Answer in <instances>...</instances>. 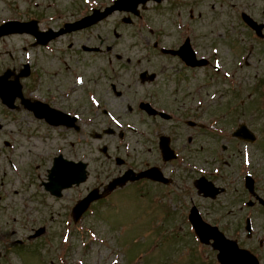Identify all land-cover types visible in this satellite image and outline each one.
<instances>
[{"label": "rangeland", "instance_id": "1", "mask_svg": "<svg viewBox=\"0 0 264 264\" xmlns=\"http://www.w3.org/2000/svg\"><path fill=\"white\" fill-rule=\"evenodd\" d=\"M47 1H53L52 9L29 5L26 0H0V22L19 16L26 17L34 12L40 16L63 13V18L71 20L82 6L81 0ZM109 1L112 0L90 2L102 6ZM242 5L264 23V0H177L163 1L160 5L148 3L143 10L146 14L143 19L136 20L130 15L113 13L99 26L91 29L102 33L106 39L105 45L113 47L112 52L121 54L119 60L113 54L111 56L122 72V68L128 69L129 73L137 72L147 83L141 81L129 87L130 92L123 98L118 97L109 84L104 86L107 82L98 85L97 89L106 106L116 110L119 117H103L100 125L93 117H81L86 125L83 126L84 132L80 138H85L82 139L83 145L77 144L76 137L64 127H54L36 119L21 100L16 101L18 107L10 109L0 99L1 229L10 234L9 226L14 224L17 233L11 239H26L39 226H47V232L34 239V243L43 248L42 256L38 255L37 259L27 252H9L7 244L0 241V264H57L58 247L67 244L60 237L72 229L71 226L66 229L67 211L77 196L82 193L84 195L101 180L109 181L119 176L128 166L140 170L147 167V163H164L159 145H142L145 139L130 131L128 137L122 140L118 139L117 134L103 133V128L110 124L117 130L125 131L131 125L130 129L137 133L149 127L155 142L161 133L169 136L171 142L174 141L171 146L177 151L178 148L184 149L183 155L191 158L187 161L196 165L200 173L185 170L184 165L174 162L179 167L176 170L171 162H167L165 174H172L174 178L170 187L141 180L118 189L105 204L102 200L97 201L93 205L95 212L88 211L81 223L79 235L75 231V238H69L68 243H72L68 252L70 261L83 257L85 264H134V257L151 247L150 255L147 254L148 258L141 264H218L217 252L210 246L198 248L194 245L198 243L187 223V212L192 200L206 220L216 222L223 219L229 222L222 224L225 229L220 226L228 236L244 239L242 217L246 211V216H252L254 228L256 226L262 235L264 210L258 204L246 210L241 208L243 201L250 197L243 190L239 174L242 177L251 167L257 169L260 188L264 191V38H256L253 32L242 25L238 15ZM191 15L195 17L191 19ZM125 17L131 21H124ZM39 18L41 28H58L64 22L56 16ZM91 30L70 37L63 36L53 41L51 47H33L32 38L27 35L7 36L0 40V74L7 68H14L18 73L21 63L30 62L33 75L21 80L24 99L47 100L54 87H68L67 83L62 85L58 78L51 79L53 71L63 67L73 70V65L79 63L82 71L81 65H85L86 75H89L94 64L98 70L97 65L105 63L106 59L94 52L83 53V59L76 61L74 55L76 52L82 54L81 48L78 49L82 43L99 45L97 40L90 38ZM186 34H194L193 44L200 55L209 57L221 67L218 74H214L212 69L191 72L183 70L182 75H178L184 78L181 82V95H178V77L174 78V68L168 66L164 70L160 69L164 59H158L157 53L148 47L158 39L162 44L174 46L182 43ZM72 41L73 46L67 49L68 43ZM9 53L16 59L13 60ZM68 55L73 56V60ZM244 57L247 59L245 63ZM145 63H149V70L145 69ZM95 75L96 70L92 76ZM123 78L128 80L120 86L124 88L131 79L124 75ZM76 80L72 79L71 85ZM149 80H155L154 84H150ZM151 87L160 94L161 103L176 110L184 118L188 115L185 108L193 105L187 111L202 117V122L207 121L212 132L204 129L206 134H196L192 144L195 147L191 148L183 145V122L158 117H148L144 121L145 115L139 116L136 108L138 99L145 97V89ZM60 89L55 94L59 98ZM79 93L80 88L71 96L76 97ZM242 124L254 133V143L232 136V132ZM177 129L179 132H176ZM190 135L193 139L194 134ZM178 136L184 142L175 141ZM8 142L12 143L10 147L7 146ZM72 143L75 145H70ZM60 153L69 159L83 158L87 161L89 176L84 183L73 186L57 198L45 191L41 183L47 180L53 157ZM116 156L129 161V165H119ZM9 157L17 169L8 168ZM245 159L248 163H245ZM211 171L217 176L207 178L217 185L228 187L227 195L221 194L217 200L203 197L192 189L197 177ZM101 237L103 243H99ZM257 242L258 238L254 236L253 245ZM248 243L252 244V241ZM156 246L159 247L156 249ZM115 252L121 253V256ZM77 261L80 263L83 259Z\"/></svg>", "mask_w": 264, "mask_h": 264}, {"label": "water", "instance_id": "2", "mask_svg": "<svg viewBox=\"0 0 264 264\" xmlns=\"http://www.w3.org/2000/svg\"><path fill=\"white\" fill-rule=\"evenodd\" d=\"M148 0H118L116 3L107 8L106 11L101 12L99 10L95 11L93 16L83 19L81 22H77L70 29L80 28L94 23L97 19L105 16L112 10L117 8L136 11V7L140 3H146ZM161 1V0H157ZM244 19L256 29L259 35H262V29L264 24H257L251 17L243 14ZM37 22H19L10 21L0 25V37L5 34L13 32H29L33 34H38L36 29ZM66 32L62 29L60 33H54L53 37ZM42 42L45 44L49 40V35L47 33H42ZM164 52H170L172 54H178L187 64L191 66H202L207 63L205 58L197 59L196 53L193 50L190 40L187 39L183 45L178 50H168L165 49ZM26 70H22L20 74L15 75L13 80L9 77L14 73L11 69L6 70L2 75H0V97L3 102L10 108H14L15 99L19 96L22 98V102L29 110H33L35 115L40 118H45L53 124H62L68 122V116L64 113L50 108L47 104L41 103L40 101H30L29 99H24L22 94V85L20 83V76H26L29 74L28 66L25 65ZM168 117V116H166ZM243 140L253 142L255 140V135L250 131L245 124L240 125V127L233 133ZM162 151L165 155V159H170L174 157L172 150L169 146V138L162 136ZM121 162V160L119 161ZM87 163L78 162L74 163L72 161H67L59 156L55 159L53 169L49 171V181L44 183L45 188L49 190L52 194L61 196L62 190L64 188L70 187L73 183H80L87 178ZM151 177L155 180H168L163 178L162 174L158 172L157 168H151L147 171H141L138 173L132 170L127 171L123 176L114 178L108 186L105 188L103 193H98V189L93 190L85 197L80 200L76 206L73 208L72 214L75 220H78L82 213L88 208L90 203L100 197H104L109 192L114 190L117 186H123L128 180H136L143 177ZM247 186L251 187L250 178H247ZM201 189L205 190V195L215 196L220 192V189L212 185L211 183L201 185ZM264 203V201H263ZM190 220L193 224L198 236L206 243H210V239H214L212 243L215 249L219 250L217 255L219 261L222 264H259L256 258L247 250L240 249L237 245L236 240L228 239L223 232H221L218 227L212 226L206 223L200 216L196 207H193L190 213ZM44 231V228L37 230L34 236L39 235Z\"/></svg>", "mask_w": 264, "mask_h": 264}, {"label": "flooded vegetation", "instance_id": "3", "mask_svg": "<svg viewBox=\"0 0 264 264\" xmlns=\"http://www.w3.org/2000/svg\"><path fill=\"white\" fill-rule=\"evenodd\" d=\"M100 24L101 23H98L97 25L99 26ZM96 26H92V27H90L88 29L76 31V32L72 33V35L81 34L83 32H86V31H89V30L93 29ZM91 33H92V35L90 36V38H92L94 40H97L99 42V45H90V44H88L90 42H88L87 44H85V43L83 44L82 43L81 47H78V49L81 48V53L82 54H79V53L76 52V55H75V57H77L76 61L79 62L80 58L83 59V57H84L83 53L94 52L95 54H101V57L106 59L105 63L104 64L99 63L97 65L98 66V70H97L96 64H94V68H93V70H91L92 72L90 71L89 75H86L87 71L84 70V68H85L84 66L85 65L84 64L81 65V67L83 69V71H82L80 69V64L79 63H77L76 65H73V70L72 69H67L66 70L63 67L62 69H58V70L53 71V73L50 74L51 79L58 78V79L61 80L62 85H65V83H67V86L69 88L67 87L65 89V88H63L61 86H58L59 89L62 88V89H60L61 98H59V97L55 96V94L57 93V89L58 88L55 89V87H54L52 93L49 96V98L46 100L52 106H54V107H56V108H58L60 110H63L65 112H67V113H70V114L74 115L75 117H77V121L76 122H77L78 125H80L79 129H77L75 127H65V126H62V127H64V129H67L71 135H74V137H76V143L80 144V145L84 144L82 139H85V138L80 139L82 132H84L83 131V126L85 125V123L83 122L81 117H84L86 113H89V115H93V114L90 113V111L91 110H97V113H103V114H105L107 116H118L117 115L118 113H117L116 110H112L109 106H106L107 104H105V102L101 98V96L99 94V90L97 89V86L102 84L103 82H107L106 84H104V86L109 84V87L112 89V91L118 97H122L123 98V97H125V95L128 92H130L128 90L129 87H131V86L133 87L138 82L143 81L141 79L140 75L137 72L136 73H133V72L129 73V70L125 69V68H122V69H124V72H122L121 69H119L116 66L115 61H114L113 57L111 56L113 54L114 58L116 60H119V58L121 57V54H118L117 51L116 52H112L113 47L109 46V45H105L106 39L102 35V33H100L99 31L94 32L92 30L90 31V34ZM72 35L71 34L67 35V37H70ZM61 37H63V36H61ZM61 37H59V38H57L55 40H52L50 42V46L53 45V41H58V39H60ZM73 42L74 41L68 43L66 48L67 49L71 48L73 46ZM103 45H105L104 49L102 48ZM85 47H90V48L97 47V50L96 51H90V50L85 49ZM148 48H151L155 53H157L156 57L158 59H161V58L164 59V61L162 62V68H160V69L164 70V68H167L168 66L174 68V72H175L174 78L176 76L178 77V75H182V71L184 69L191 70V71L197 69V68H191V67L186 66L182 62L181 58L178 57V56H172V55L163 53L158 45L157 46L153 45L152 47H148ZM58 51L61 52V49L59 48ZM9 55L13 58V60L16 59L15 56L12 53H9ZM69 57H70V55H68V58ZM14 64H16V63H14ZM145 64L147 66V67H145V69L149 70V63H145ZM21 65H22V63H21ZM90 65L93 66V64H90ZM150 65L154 67V65L151 64V62H150ZM67 68H69V67H67ZM95 70H96V75L92 76L94 74ZM80 71H82V72H80ZM77 73H79L78 76H76ZM123 75L127 76V77H129V79H131V81L128 82L124 88L120 87V86L123 85L124 82H126L128 80L126 78H123ZM172 77H173V75H172ZM76 78H79L80 80H82V83L81 84H77L75 82L74 84L71 85L72 79L76 80ZM183 79H184L183 77L182 78L178 77V82H177V84L179 85V88L177 90V94L178 95H181V82H182ZM155 80H153V81L149 80L151 82L150 84L153 85ZM143 82H145V81H143ZM145 83H147V82H145ZM117 86H119L121 89H118ZM79 88H80L79 95L76 96V97L71 96ZM55 90H56V92H55ZM66 92H67V96H66ZM144 96L145 97L142 96V98L138 99V101H139L138 102V108H136V113L139 116L142 117V114L145 115L144 116L145 117L144 121L148 117L151 118V119H153L154 117H158V118L167 120L165 118V115H163L162 113L169 112V111H172V112L174 111V109H170V108L166 107L163 103H161L160 94L158 93V91L154 87L145 89ZM93 100H97L98 101V106L94 105ZM127 111H130V110L127 109ZM96 116H100V115L97 114ZM144 121H142V122H144ZM183 125H184V127L181 129V132H184L183 140L185 139V142L182 141V142H184L183 145H192L194 143L195 138H196L197 129L199 127H197L196 125L195 126H192V125L189 126L187 124V122H184ZM130 126H128L130 132H132L135 135H140V136H142V138L145 139V141L142 143V145H161L160 136L162 135V133L158 135V141L155 142L153 134L151 133L149 127H148V129L147 128L143 129L144 130L143 132L137 133L136 130L133 131L132 129H130ZM129 131H127V132L123 131L121 139H126L128 137L127 134H128ZM176 132H179L178 129L176 130ZM114 134L116 135L117 132H115ZM189 134H194L193 135V139H192L191 135L189 136ZM120 136H121V134H120ZM118 138H119V136H118ZM177 140L180 141V143H182L181 142V136H178L175 139V141H177ZM70 145H75V143H72ZM128 145H130V144H128ZM171 145H174V141L173 140L171 142ZM172 162H174V161H172ZM165 163L166 162H164L161 165H158V164H151L150 165L149 163H147L148 166L145 167V168H149L150 166H159L161 169H165ZM250 171H251V174H252L251 178L253 179L254 185L258 189V185H260L261 181H259L257 179V177H256V169L254 167H251ZM239 180H241V183L245 182V175H244V177H241L239 175ZM173 183H174V178H173L172 184ZM160 185H162V184H160ZM162 186L166 187L165 185H162ZM245 188H246V185H245ZM192 189L197 191L194 181H193ZM243 190H245L244 189V184H243ZM251 198L255 199L252 196H251ZM251 198H249V199H251ZM246 201L247 200L243 201V203H245ZM255 204H258V203L256 202L253 205H255ZM253 205H248L247 206V205H243L242 204L241 208L246 210V209H249L250 207H252ZM246 212H244V213H246ZM221 221L223 223L226 222V223L230 224L229 222H227V221H225L223 219H221Z\"/></svg>", "mask_w": 264, "mask_h": 264}, {"label": "snow or ice", "instance_id": "4", "mask_svg": "<svg viewBox=\"0 0 264 264\" xmlns=\"http://www.w3.org/2000/svg\"><path fill=\"white\" fill-rule=\"evenodd\" d=\"M214 50H215V49H214ZM76 83H77V84H81V83H82V80H80L79 78H77ZM93 103H96V101L93 100ZM245 163H248V160H247V159H245ZM65 241H67V237H65Z\"/></svg>", "mask_w": 264, "mask_h": 264}]
</instances>
